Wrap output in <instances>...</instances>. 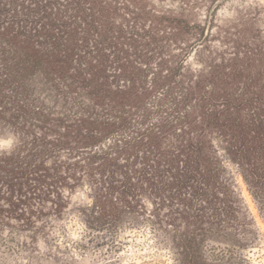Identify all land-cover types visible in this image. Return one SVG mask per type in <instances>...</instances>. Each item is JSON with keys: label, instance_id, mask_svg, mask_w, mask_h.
<instances>
[{"label": "rangeland", "instance_id": "374dc122", "mask_svg": "<svg viewBox=\"0 0 264 264\" xmlns=\"http://www.w3.org/2000/svg\"><path fill=\"white\" fill-rule=\"evenodd\" d=\"M0 264H264V0H0Z\"/></svg>", "mask_w": 264, "mask_h": 264}]
</instances>
